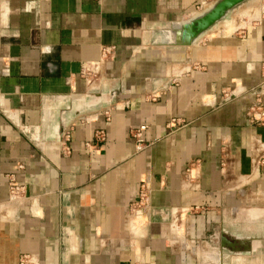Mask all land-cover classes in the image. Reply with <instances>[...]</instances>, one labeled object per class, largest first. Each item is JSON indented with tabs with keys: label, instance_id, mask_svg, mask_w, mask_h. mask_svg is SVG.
Segmentation results:
<instances>
[{
	"label": "crops",
	"instance_id": "crops-1",
	"mask_svg": "<svg viewBox=\"0 0 264 264\" xmlns=\"http://www.w3.org/2000/svg\"><path fill=\"white\" fill-rule=\"evenodd\" d=\"M209 1L0 0V264H264V0L163 39Z\"/></svg>",
	"mask_w": 264,
	"mask_h": 264
},
{
	"label": "built area",
	"instance_id": "built-area-1",
	"mask_svg": "<svg viewBox=\"0 0 264 264\" xmlns=\"http://www.w3.org/2000/svg\"><path fill=\"white\" fill-rule=\"evenodd\" d=\"M101 52L109 53V48H102ZM245 117L248 122H257L264 124V102L257 100L254 103H251L247 106L245 111ZM175 118H170L168 120V125L171 127L175 123ZM144 128L143 124L138 125L137 127L130 128L129 133L130 135H133L136 139H138V142L140 141V131ZM99 136L103 135V132L99 130ZM198 160L194 159L191 160L188 165L185 168V172H189V169L193 166L194 163H196ZM23 192V186L20 183H17L11 178L9 180L8 184V194L11 198H16L20 196ZM143 195V191L139 188L137 190V196L141 197ZM132 212V208H131ZM133 214V213H132ZM18 264H36L35 260L26 252H21L18 256Z\"/></svg>",
	"mask_w": 264,
	"mask_h": 264
},
{
	"label": "water",
	"instance_id": "water-1",
	"mask_svg": "<svg viewBox=\"0 0 264 264\" xmlns=\"http://www.w3.org/2000/svg\"><path fill=\"white\" fill-rule=\"evenodd\" d=\"M242 0H215L212 4H210L207 8L205 7L201 12H198L199 14L195 17H190L185 23L186 24V39L177 43H187V42H193V38L195 35L200 32L201 30L207 28L214 22L216 19H218L225 9L232 7L233 5L239 3ZM183 24L184 22H180ZM181 24L175 28H180ZM174 29V28H173ZM172 31V30H171ZM172 42H175L171 40ZM240 244L242 246V251L244 253L248 252L250 249L249 242L248 241H238V242H228L227 239H225L224 235L220 238V244L221 245H228L233 246L234 244ZM238 250V248H233V250ZM242 252V253H243ZM241 253V252H240ZM220 264H224V262H221Z\"/></svg>",
	"mask_w": 264,
	"mask_h": 264
},
{
	"label": "rangeland",
	"instance_id": "rangeland-1",
	"mask_svg": "<svg viewBox=\"0 0 264 264\" xmlns=\"http://www.w3.org/2000/svg\"><path fill=\"white\" fill-rule=\"evenodd\" d=\"M215 0H210L209 3L207 5H205L202 8H196V10H193L191 13L192 14H188L187 17H183V19L181 21L178 22L177 27L181 24L180 22H184L183 24H181L180 28H174L172 29V31H169L166 35V37H164L165 35H162L163 38H170L169 36H173V38H175V40H177L178 42L183 41L186 39L185 34L186 32V24L188 25V23H185V21H187L188 19H192V17H195L196 15H198V12H201L205 7L207 8L209 4H212ZM255 1V0H242L239 3L233 5L232 7H229L227 9L224 10V12L222 13V15L216 20L214 21L210 26H208L207 28L201 30L200 32H198L195 37L193 38V41L202 35V33L207 32V30H212L214 28H217V26L219 25H223L225 21H227V19H231V18H235L238 17L239 18V13L243 12L244 10L248 9L250 6V2ZM244 16H241V19H249V16L245 13H243ZM261 217L264 218V207L262 208V212L260 213ZM258 259L259 256H258ZM237 261V259H236ZM260 261H262V259H260ZM264 261V260H263ZM240 264H249L248 261H243Z\"/></svg>",
	"mask_w": 264,
	"mask_h": 264
},
{
	"label": "bare ground",
	"instance_id": "bare-ground-1",
	"mask_svg": "<svg viewBox=\"0 0 264 264\" xmlns=\"http://www.w3.org/2000/svg\"><path fill=\"white\" fill-rule=\"evenodd\" d=\"M209 5H210V4H209ZM209 5H208V6H209ZM216 20H217V19H216ZM216 20H215V21H216ZM212 23H213V22H212ZM169 37H170V39H172V40L175 39V38H173V36H169ZM163 39H166V38H163Z\"/></svg>",
	"mask_w": 264,
	"mask_h": 264
}]
</instances>
